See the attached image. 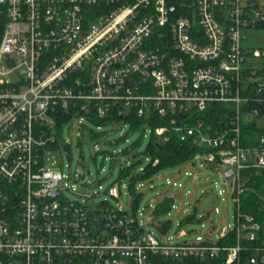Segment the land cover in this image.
I'll return each mask as SVG.
<instances>
[{
	"label": "built area",
	"instance_id": "built-area-1",
	"mask_svg": "<svg viewBox=\"0 0 264 264\" xmlns=\"http://www.w3.org/2000/svg\"><path fill=\"white\" fill-rule=\"evenodd\" d=\"M259 29L264 0H0V264H264V219L241 207L243 172L264 170V135L241 144L243 125H264V47L243 43ZM131 113L164 119L150 134L199 146L230 183L233 223L216 240L159 241L78 193L83 168L45 165L67 120Z\"/></svg>",
	"mask_w": 264,
	"mask_h": 264
},
{
	"label": "rangeland",
	"instance_id": "rangeland-1",
	"mask_svg": "<svg viewBox=\"0 0 264 264\" xmlns=\"http://www.w3.org/2000/svg\"><path fill=\"white\" fill-rule=\"evenodd\" d=\"M243 43L255 49L264 47V29L247 33ZM256 120L260 126L261 121ZM91 132L95 137H91ZM149 139L147 125L131 130L128 123L97 126L89 119L77 117L62 124V141L55 150L46 152L45 165L67 177L83 168L87 174L86 182L81 187L73 181L70 183L75 184L78 193L91 195L92 202L106 201L112 207L134 212L141 225L159 241L183 244L195 243L197 237L216 240L233 223L232 189L212 166L202 164L198 155L193 163L161 170L151 179L136 183L134 189L139 198L132 203L128 178H119V170L132 166L137 172L145 165L147 160L140 154ZM134 143L137 145L132 147ZM124 149H128L127 155L122 152ZM96 155L104 156L99 168L94 161ZM111 187L118 188L117 198L109 195ZM63 195L68 199L78 198L68 190ZM164 198H170L168 209L165 212L156 210V205ZM210 222L217 229L211 237L207 234L211 230Z\"/></svg>",
	"mask_w": 264,
	"mask_h": 264
},
{
	"label": "trees",
	"instance_id": "trees-1",
	"mask_svg": "<svg viewBox=\"0 0 264 264\" xmlns=\"http://www.w3.org/2000/svg\"><path fill=\"white\" fill-rule=\"evenodd\" d=\"M253 106V105H250ZM264 112V104L261 107ZM219 113V112H218ZM211 111L203 116V120L211 125L213 129L218 130L220 127V120L222 118ZM67 119V115H64L62 121ZM123 121L128 123L131 130L137 129L141 125H147L149 128L155 126H161L165 123L162 118H154L152 120H147L143 117H137L134 113H131L125 117H119L116 115H110L105 118H95L93 123L97 126L105 125L108 123H118ZM95 133L91 132V137H95ZM264 135V125L256 126L252 123H248L242 126V146L244 147H255L258 143V138ZM137 143H134L132 147L136 146ZM58 143L50 146L49 150L56 149ZM128 149L122 150L124 155H127ZM200 147L192 144L191 142H180L178 137L175 134H170L168 141H162L156 138L153 134H150V139L145 147V150L141 152V156L146 158L147 162L143 165L137 172H134L132 166L122 167L119 170V178H128V191L129 194L133 197V202L136 203L139 198V194H136L134 186L136 183L149 180L159 171L178 167L182 164L190 163L193 161L194 157ZM97 155L94 157L96 163ZM139 162V161H137ZM102 164V162H101ZM243 181L245 186L249 189L246 191L241 199V207L245 213L254 215L258 221H263L264 211L261 207V197L263 194V185H264V170H254L246 169L243 172ZM250 189L252 191H250ZM133 204V206H134ZM170 204V199L164 198L162 202L156 205L157 209H160L161 212H165ZM155 210V211H156ZM231 239V238H230ZM250 254V253H249ZM195 264V263H193ZM208 264H217L216 261L208 262Z\"/></svg>",
	"mask_w": 264,
	"mask_h": 264
},
{
	"label": "water",
	"instance_id": "water-1",
	"mask_svg": "<svg viewBox=\"0 0 264 264\" xmlns=\"http://www.w3.org/2000/svg\"><path fill=\"white\" fill-rule=\"evenodd\" d=\"M101 161H102L101 157H98L97 160H96V166H97L98 168H99L100 165H101ZM263 190H264V189H263Z\"/></svg>",
	"mask_w": 264,
	"mask_h": 264
}]
</instances>
